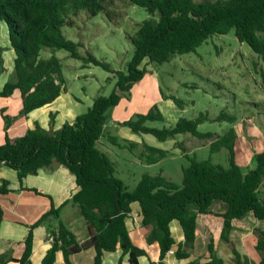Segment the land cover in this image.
Here are the masks:
<instances>
[{"label": "trees", "instance_id": "1", "mask_svg": "<svg viewBox=\"0 0 264 264\" xmlns=\"http://www.w3.org/2000/svg\"><path fill=\"white\" fill-rule=\"evenodd\" d=\"M115 0H0V20L8 28L10 48L15 53L14 71L0 92V98H9L19 92L22 109L17 117L3 113L8 131L18 119H26L37 109L53 104L67 92L58 50L70 53L81 60L84 67L100 66L114 74L116 83L108 96L98 95L86 113L74 123H66L59 130H45L38 123L11 137L6 134L0 146V166L6 165L18 173L22 181L36 175L42 169L52 168L55 163L69 169L76 176L79 191L67 203L79 209L87 222L90 238L79 243L75 235L60 219L61 208L52 206L32 226L25 239L21 258L0 256V264L9 261L32 264L33 230L46 226L48 236H53L51 248L42 264H55L57 253L62 252L66 264L71 257L90 248L95 251L93 264H103L105 253L121 249L129 264H140L147 252L137 247L130 236L126 221L132 213V205L138 203L142 215V227L149 245L160 247V262L165 264L166 255L175 245L171 223L178 221L185 240L179 245L176 256L188 259L198 235L199 218L214 217L223 220L221 240L227 243L235 255V264H244L241 255L230 240L233 222L249 214L264 221V150L253 158L255 165L243 170L235 160L238 139L235 125L237 116L221 112L216 117L200 113L196 118L181 117L174 126L150 127L151 122L165 120L157 105L145 114H136L119 126L127 127L135 134L152 135L160 142L176 140L180 135L195 139H211L210 152L228 151V166L214 164L210 159L200 161L186 156L188 165L183 167V180L177 185L162 174H143L133 190H129L118 177L117 166L107 153L97 146L102 138L121 149L134 152L139 144L113 136L108 130L112 112L123 98L130 99L133 87L151 72V68L169 62L175 56L195 52L210 37L227 35L234 31L235 38L247 44L264 63V0H123L148 13V18L138 24L129 38L134 52L125 71L114 72L111 68L87 53L79 52L80 43L67 39L63 27L73 26L70 18L81 12L95 17L111 7ZM107 15V13H106ZM108 17V15H107ZM110 18V17H109ZM0 47V77L6 72ZM46 53H49L47 55ZM164 99L172 100L180 109L185 103L161 89ZM51 115V124L54 122ZM228 122L231 127L216 136L202 133L199 126L206 122ZM139 160L154 165L167 157L168 151L142 144ZM37 193L36 190H33ZM10 192L9 182L0 180V195ZM263 192V193H262ZM3 210L0 207V221ZM256 249L261 254L259 264H264V229L256 230ZM205 264H224L213 242L207 251ZM122 264V260L119 262ZM188 264H201L200 260ZM245 264H248L247 262Z\"/></svg>", "mask_w": 264, "mask_h": 264}, {"label": "rangeland", "instance_id": "2", "mask_svg": "<svg viewBox=\"0 0 264 264\" xmlns=\"http://www.w3.org/2000/svg\"><path fill=\"white\" fill-rule=\"evenodd\" d=\"M106 13L91 17L81 12L77 17L70 18L74 25L65 26L62 31L67 39L80 43L79 52L82 56L91 54L112 71H125L134 52L129 35H133L138 24L148 18V13L123 0H115L111 7L106 8ZM0 25L8 33L7 25L1 20ZM0 47L3 48V60L9 65L12 55L10 44H0ZM55 55L61 60L67 87V94H62L59 101L63 105L73 103L79 115L87 112L98 95L108 96L113 91L116 79L111 72L94 64L84 67L81 60L73 59L65 50H58ZM151 71L155 72L153 75L163 92L184 101L185 109L175 106L172 111L164 109L163 113L161 110L165 120L151 122L148 124L150 127H171L181 117L193 119L200 113H208L213 118L221 112L231 113L237 116L236 153H241L239 145L243 153H259L264 149V63L247 44L235 38L234 31L227 35H214L195 52L175 56L169 62L151 68ZM11 79L10 76L8 81ZM6 115L14 117L10 113ZM230 127L225 121L206 122L199 126V131L212 132L218 136ZM122 129L129 128L119 127L110 131L113 130L111 134L121 139L124 138ZM131 134L134 135L131 137L133 139L128 138L126 141L147 144L168 151V155L158 164L140 165L137 161L142 144H139L138 151L132 152L114 146L106 137L102 138L97 144L98 148L116 164L118 177L129 190L136 187L143 174H162L171 182L181 185L183 167L189 164L187 155L200 161L210 159L214 164L228 166V151L223 149L211 153V139L180 135L176 140L160 142L152 135L135 134L132 131ZM239 162H242L241 159ZM241 168L248 170L245 166ZM261 196L264 197V194Z\"/></svg>", "mask_w": 264, "mask_h": 264}, {"label": "crops", "instance_id": "3", "mask_svg": "<svg viewBox=\"0 0 264 264\" xmlns=\"http://www.w3.org/2000/svg\"><path fill=\"white\" fill-rule=\"evenodd\" d=\"M0 35V44H10L9 35L5 32L2 25H0ZM11 52L9 65L5 62L6 72L0 77V92L9 77L13 75L15 53L13 50ZM154 73V71L148 73L142 81L133 87L130 99L123 98L119 105L115 107L112 113V121L108 125L109 132L113 133V130L110 131L111 129L117 130L121 123L129 120L134 115L147 113L154 105H157L162 112L164 109L172 111L177 107L172 100L162 97L161 88L156 76L153 75ZM59 99L49 106L33 111L26 119L16 120L10 129L6 131L2 109L6 111V114L10 113L12 114L11 116L17 117L22 109V99L19 92L9 98H0V146L5 143L7 133L11 137H16L27 129H34L37 123L45 130H59L66 123H74L79 116L74 110V104L69 102L66 103V106L63 105L64 103H60ZM51 115L55 117L52 124ZM129 130H121V135L124 137L121 139H133L131 137L134 135ZM137 144L142 143L138 142ZM235 149L237 152V143ZM239 149L241 153H235L236 163L240 167L252 168L253 157L260 152L243 153L240 145ZM245 149L247 150L246 147ZM239 159L242 162H239ZM137 162L140 165H144L141 160ZM0 180L8 181L10 190L7 195H0V207L3 210V218L0 221V256L9 255L13 259L21 258L29 227L35 224L41 216L49 212L52 206L56 209L61 208V221L75 235L79 243H84L90 238L85 218L81 216L76 206L72 203H67L80 188L77 185L76 176L66 167L55 163L52 168L42 169L38 174L29 175L21 181L15 170L3 164L0 166ZM33 190H36L37 193ZM126 224L133 243L147 252V256L140 258V264H159L160 247L158 244L149 245L147 243L145 230L142 227L141 209L138 203L132 205V213L127 218ZM170 228L175 245L166 255L165 264H188L195 260H200L201 264H205L209 261L207 251L211 242L214 244L217 256L223 260L224 264H235L233 250L221 240L223 220L211 216L199 218L197 223L198 235L193 249L189 250L191 256L188 259L180 260L176 256L179 245L185 240L184 232L179 222L173 221ZM257 229H264V221L256 219L253 214L233 222L230 240L241 255L242 262L259 264L261 261V254L256 249ZM50 248L51 244L48 242L46 226L42 225L35 228L33 230L31 263L42 264ZM94 258L95 251L90 248L73 255L71 262L72 264H93ZM121 260L122 264H129L128 256L123 257L122 250L117 249L115 252L104 254L103 264H119ZM7 264L18 263L9 261ZM55 264H66L62 252L57 253Z\"/></svg>", "mask_w": 264, "mask_h": 264}, {"label": "built area", "instance_id": "4", "mask_svg": "<svg viewBox=\"0 0 264 264\" xmlns=\"http://www.w3.org/2000/svg\"><path fill=\"white\" fill-rule=\"evenodd\" d=\"M48 242L51 244L53 242V236H48Z\"/></svg>", "mask_w": 264, "mask_h": 264}]
</instances>
